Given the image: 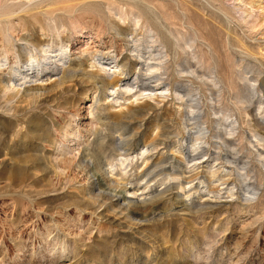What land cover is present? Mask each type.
Listing matches in <instances>:
<instances>
[{
  "label": "rangeland",
  "instance_id": "obj_1",
  "mask_svg": "<svg viewBox=\"0 0 264 264\" xmlns=\"http://www.w3.org/2000/svg\"><path fill=\"white\" fill-rule=\"evenodd\" d=\"M27 2L0 0L14 13L0 60L8 51L14 67L9 45L28 35L54 58L32 84L45 89L38 101L20 81L0 100V264H264V0ZM139 81L158 91L138 97ZM97 132H124L125 157L150 158L127 172L159 165L182 189L156 177L162 198L135 216L93 206L86 175L59 161Z\"/></svg>",
  "mask_w": 264,
  "mask_h": 264
},
{
  "label": "bare ground",
  "instance_id": "obj_2",
  "mask_svg": "<svg viewBox=\"0 0 264 264\" xmlns=\"http://www.w3.org/2000/svg\"><path fill=\"white\" fill-rule=\"evenodd\" d=\"M16 1H18V0H16ZM25 1L31 2L33 0H25ZM34 4H36V3H34ZM28 5H29V3H28ZM39 6H40V4H39ZM9 7L10 6H4L3 8L8 9ZM14 12H16V11H14ZM20 12H22V11H20ZM23 12H24V10H23ZM45 12H47V11H45ZM50 13H52V12H50ZM13 14H14L13 12H9V11L7 13L3 12L2 14H0V25H1L0 28L1 29L9 21V19L13 16ZM44 14L47 15V13H44ZM24 15H26V13ZM15 16H16V14H15ZM34 18H36V16ZM34 18L32 17V19H34ZM16 19H18V18H16ZM53 19L54 18L51 19V22L50 21L49 22L46 21V22L50 25V27L56 28V25H55L56 22ZM133 22H134V24H136L137 20L133 21ZM32 23H34V22H32ZM46 26H47V24H46ZM5 28H7V27H5ZM4 31H5V29H4ZM53 31H55V30L53 29ZM28 33L30 34V32H28ZM6 34H7V30H6ZM28 36H26V38L21 37L22 38L21 41H23L25 43V46L21 45L19 47H16L14 45H9L10 50L11 51L13 50L17 54V59L11 63L14 67L9 66L10 62H8L7 59L5 58L7 56L8 51L4 50V53H3L4 57L0 60V73L5 74L2 78V81H1V82H3V84H2V86H0V100L2 98H4L8 92H12V91L16 90V84L15 83H17L18 81L21 82V85H17V87L18 88L23 87L22 90L25 93V96H29L34 101L36 99L38 101L39 100L38 98L43 95L42 93H45L44 92L45 89L43 87H33L34 85H32V84L39 80L38 74L47 70V68H46L47 63H49L50 60L54 57L50 56V54L52 53L51 51H48V50L43 51V50H41L42 46L32 44L30 42L31 38H28ZM6 37L7 38L5 40L11 39L10 36H6ZM2 38H3V36H2ZM4 43H5V41H4ZM26 45H28V46L31 45V48L33 50L40 49L39 52L44 54V56L41 58V60L40 59L38 60V58L32 54V49L31 48L28 49L26 47ZM3 49H5V47ZM65 55H67V53L64 51L60 53L61 57L65 56ZM22 59H24V62L22 64H19ZM151 68H152V66L147 67V69H151ZM68 70H70V68ZM100 70L102 71V69H100ZM116 72L117 71H114L113 74H116ZM62 76L63 75H61V78L58 79V81H61L63 79L64 76L63 77ZM95 80H97V79H95ZM99 82H100L99 85H101L102 80H99ZM129 87H131V86L125 87V89H124L125 92L128 93L129 91H131L133 89V88H129ZM135 89L139 93L138 97H140L142 95H144L145 97H150L154 92L158 91V90H152V88H150L149 86H145L141 81H139V83L136 85ZM16 92H20V91H16ZM34 103L38 104L36 102H34ZM34 103H32V105ZM35 104H34V109H35ZM146 105H148V104H146ZM146 108H148V106L144 105L143 107H140L139 110L141 109L143 111ZM5 111H9V109L8 110L5 109ZM133 111H134V109H132L131 111L128 110L125 115L131 114V113H133ZM99 132H102V131L99 130ZM99 132H97V134L96 133L94 134L95 140L93 141V143L89 144V145L86 144L79 155L76 154L73 156H68V158H66V155L68 153H65V155L61 154V156L63 158L59 161V164L61 163V165L62 164L67 165V170L71 171V167H73V165H76V167L79 168V170H81L86 175V179L88 181V186L86 187L85 191L90 197L89 199L87 198V200H89L88 202H90V200H91L93 206H95L97 208H102V207L104 208L106 206H110V208L111 207L113 208L112 205H114L115 209L119 213L124 214L125 217L129 216V215L135 216L137 214L136 210H139L143 207L145 208V206H147V205H152L155 202H157V200L162 198L161 195H163L165 191L160 192V191L155 190L154 188H150V186H149L151 183L155 182L156 177H159V176L162 177L163 180L162 181L160 180L161 185L164 184V181L165 182H167V181L172 182V185H169L166 187V189H168L167 191H170L172 188L182 189L181 187L185 182H184V179L178 178L179 173L176 171H172V170H170V171L164 170V168L163 167H162L163 169L160 168L159 165H155L153 170H150V171H147V169H146V171L143 173L134 174V172H132V173L127 172L126 171L127 168H129L130 170H134L137 167H140L141 164H143L145 167L147 165V160H149L150 158L147 156L143 157L141 159V163L138 164V162L133 161L134 159L125 157V156H127L126 154L129 152V150L132 146V142L128 138L124 137L125 136L124 132H119V134L117 136V140L107 138L106 135H103L101 133L99 134ZM112 133H113V131H112ZM199 135L200 136L193 139L194 144L190 145L191 149H193V152L194 151L202 152V150H200L199 146L195 143V142H197V140L204 139V134L199 133ZM216 138L220 139L221 137L219 135H217ZM187 142L188 143L191 142L190 137H189V139H187ZM159 144H160L159 142H152L149 144L147 143V145L145 144L143 146V149H141L140 157H142L146 153H149V151L153 150V148ZM66 150H68V149L66 148ZM188 158H190V156L187 155V157H185V159L188 160ZM115 159L117 161H115ZM43 160H44V158H43ZM190 160L193 161L195 159L191 158ZM36 161L41 162L42 159H36ZM113 161H115L116 164H112ZM179 161L182 162V159ZM55 162L57 163V161H55ZM49 165H50V163H49ZM48 166H47V169H48ZM44 167L45 166H43V168ZM158 167H159L158 170H154ZM65 169L63 168V171ZM130 170H128V171H130ZM61 171H62V169H61ZM66 171H64V172H66ZM116 172H118V173H116ZM44 173H46V167H45ZM66 173H68V171ZM66 173H65V176H66ZM90 188L91 189L95 188L97 192L94 193L93 190L90 191ZM60 189H59V191H60ZM138 191H141L142 193L146 191L147 196H149V199L145 200L143 198L144 196H141L142 193H140L141 198L138 199ZM229 192H231V190ZM251 196H252V194H251ZM89 205H90V203L87 206H89Z\"/></svg>",
  "mask_w": 264,
  "mask_h": 264
}]
</instances>
